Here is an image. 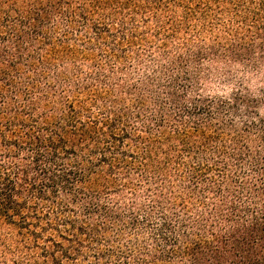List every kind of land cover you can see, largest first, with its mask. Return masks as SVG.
<instances>
[{"label": "trees", "instance_id": "1", "mask_svg": "<svg viewBox=\"0 0 264 264\" xmlns=\"http://www.w3.org/2000/svg\"><path fill=\"white\" fill-rule=\"evenodd\" d=\"M0 264H264V0H0Z\"/></svg>", "mask_w": 264, "mask_h": 264}]
</instances>
